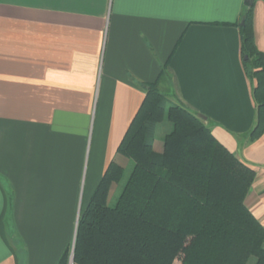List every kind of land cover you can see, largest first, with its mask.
I'll return each mask as SVG.
<instances>
[{"label": "crops", "instance_id": "1", "mask_svg": "<svg viewBox=\"0 0 264 264\" xmlns=\"http://www.w3.org/2000/svg\"><path fill=\"white\" fill-rule=\"evenodd\" d=\"M246 3L264 54V0H0V264H58L73 248L110 164H134L118 149L153 83L255 170L245 203L264 225Z\"/></svg>", "mask_w": 264, "mask_h": 264}, {"label": "trees", "instance_id": "2", "mask_svg": "<svg viewBox=\"0 0 264 264\" xmlns=\"http://www.w3.org/2000/svg\"><path fill=\"white\" fill-rule=\"evenodd\" d=\"M253 20L251 5L240 34L244 67L256 82L257 121L249 133L255 141L264 135V54L255 46ZM143 90L144 102L118 149L135 166L117 205H109V196L125 169L112 162L81 210L73 261L70 247L58 264H176L181 254L182 264H264V225L245 203L255 170L200 116L169 104L156 84ZM165 121L172 130L157 153L156 133Z\"/></svg>", "mask_w": 264, "mask_h": 264}, {"label": "rangeland", "instance_id": "3", "mask_svg": "<svg viewBox=\"0 0 264 264\" xmlns=\"http://www.w3.org/2000/svg\"><path fill=\"white\" fill-rule=\"evenodd\" d=\"M171 127H172V125L168 122V121H165L164 123H162L160 126H159V132L157 131V133L156 134H160V136H165V134H168L170 131H171ZM134 163V162H133ZM134 164H133V166L132 167H126L127 169L125 170V175H124V178H123V180H122V182L119 184V188L117 189V191L115 192V193H113L112 195H111V197L109 198V205L110 206H112V207H115L116 205H117V203L116 202H118V199H119V197H120V195H121V193H122V191H123V188H124V186H125V184L127 183V181H128V179L130 178L129 176H131V174H132V172H133V169H134ZM8 220H9V217H8ZM79 221V220H78ZM14 234V236H15V239H16V242H18L19 243V245H20V249L22 250V251H25L26 249H25V246H24V240L22 239V237H21V234L20 233H18V232H14L13 233ZM192 239H190L189 241H188V243L190 244V241H191ZM188 243L186 244V246L188 245ZM74 245H75V242H74ZM19 248V247H18ZM75 248V247H74ZM74 248H72V250H71V257H73V252H74ZM64 250V249H63ZM183 257H184V255L183 254H181L178 258H177V260H176V264H182L181 262H182V260H183ZM71 259V258H70ZM255 263V260L254 259H252L250 262H249V264H254Z\"/></svg>", "mask_w": 264, "mask_h": 264}, {"label": "water", "instance_id": "4", "mask_svg": "<svg viewBox=\"0 0 264 264\" xmlns=\"http://www.w3.org/2000/svg\"><path fill=\"white\" fill-rule=\"evenodd\" d=\"M247 6H250L251 3H246ZM244 25V23L241 24V26ZM200 118L205 119L204 117L200 116ZM74 248V246H73ZM74 257H71V261H73Z\"/></svg>", "mask_w": 264, "mask_h": 264}]
</instances>
